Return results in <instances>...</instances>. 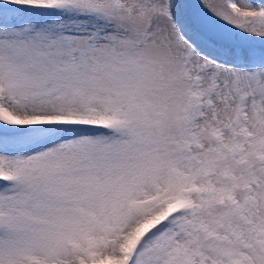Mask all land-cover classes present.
<instances>
[{
  "label": "snow or ice",
  "instance_id": "obj_1",
  "mask_svg": "<svg viewBox=\"0 0 264 264\" xmlns=\"http://www.w3.org/2000/svg\"><path fill=\"white\" fill-rule=\"evenodd\" d=\"M0 264H264V0H0Z\"/></svg>",
  "mask_w": 264,
  "mask_h": 264
}]
</instances>
